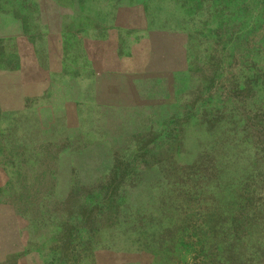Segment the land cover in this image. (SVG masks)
I'll return each instance as SVG.
<instances>
[{"label":"rangeland","instance_id":"1","mask_svg":"<svg viewBox=\"0 0 264 264\" xmlns=\"http://www.w3.org/2000/svg\"><path fill=\"white\" fill-rule=\"evenodd\" d=\"M116 2L141 53L0 78V264H264V0Z\"/></svg>","mask_w":264,"mask_h":264},{"label":"crops","instance_id":"2","mask_svg":"<svg viewBox=\"0 0 264 264\" xmlns=\"http://www.w3.org/2000/svg\"><path fill=\"white\" fill-rule=\"evenodd\" d=\"M110 1L115 6L118 0ZM78 4L79 0H0V78L24 79L27 72L32 73L28 76L39 78L43 68H60L66 72L79 67L84 70L86 66L100 62V57L90 61L89 56L103 59L105 55L141 53L139 48L125 45L133 34L138 35L137 31L123 28L116 23L115 17L102 22L89 20L79 15L75 7ZM191 34L194 33L185 30L179 34L182 64H185L186 53L195 49L188 40ZM143 35L151 38L153 34ZM74 41L82 44L80 65L69 57L78 53L72 48ZM55 55L59 60L54 59ZM146 55H149V68L146 61L145 69L152 70L153 47ZM43 60L48 62L47 66L43 65ZM109 73L124 76L126 71L118 68Z\"/></svg>","mask_w":264,"mask_h":264},{"label":"trees","instance_id":"3","mask_svg":"<svg viewBox=\"0 0 264 264\" xmlns=\"http://www.w3.org/2000/svg\"><path fill=\"white\" fill-rule=\"evenodd\" d=\"M193 16H195V14L194 15H191V14L188 15L189 18H193Z\"/></svg>","mask_w":264,"mask_h":264},{"label":"bare ground","instance_id":"4","mask_svg":"<svg viewBox=\"0 0 264 264\" xmlns=\"http://www.w3.org/2000/svg\"><path fill=\"white\" fill-rule=\"evenodd\" d=\"M165 13V12H164Z\"/></svg>","mask_w":264,"mask_h":264}]
</instances>
